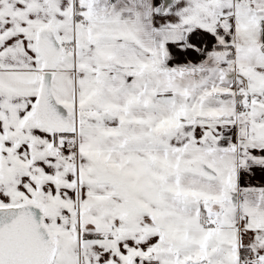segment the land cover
<instances>
[{"label": "snow or ice", "instance_id": "snow-or-ice-1", "mask_svg": "<svg viewBox=\"0 0 264 264\" xmlns=\"http://www.w3.org/2000/svg\"><path fill=\"white\" fill-rule=\"evenodd\" d=\"M0 264H264V0H0Z\"/></svg>", "mask_w": 264, "mask_h": 264}]
</instances>
